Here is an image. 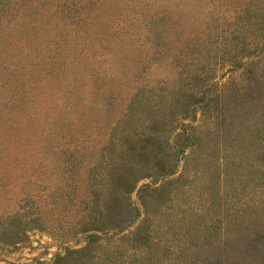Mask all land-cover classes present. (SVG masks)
Returning <instances> with one entry per match:
<instances>
[{"label": "rangeland", "instance_id": "374dc122", "mask_svg": "<svg viewBox=\"0 0 264 264\" xmlns=\"http://www.w3.org/2000/svg\"><path fill=\"white\" fill-rule=\"evenodd\" d=\"M0 264H264V0H0Z\"/></svg>", "mask_w": 264, "mask_h": 264}, {"label": "trees", "instance_id": "16d2710c", "mask_svg": "<svg viewBox=\"0 0 264 264\" xmlns=\"http://www.w3.org/2000/svg\"><path fill=\"white\" fill-rule=\"evenodd\" d=\"M159 152H156V150H155V148L154 149H152V151H150V154L148 155V156H150V155H152L153 157H158V160H159V162L161 163V164H163V159L162 158H160V156H159ZM162 159V160H161ZM162 172H164L165 174H166V169H164V167H162ZM118 184V182L117 181H112V179H111V185H117ZM111 185H110V183H109V185H107V187H106V189L107 190H109V192L106 194V196H110V195H108L109 193H111V195L112 194H114V196L115 197H118V194H119V191H115L113 188H110L111 187ZM105 199H107V197L105 198Z\"/></svg>", "mask_w": 264, "mask_h": 264}]
</instances>
